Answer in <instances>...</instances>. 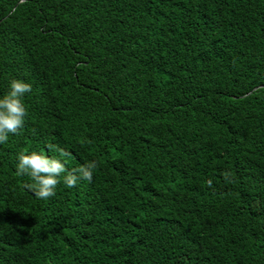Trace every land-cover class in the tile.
<instances>
[{"label": "trees", "instance_id": "trees-1", "mask_svg": "<svg viewBox=\"0 0 264 264\" xmlns=\"http://www.w3.org/2000/svg\"><path fill=\"white\" fill-rule=\"evenodd\" d=\"M13 79L0 264H264V0H0ZM33 151L66 168L48 199Z\"/></svg>", "mask_w": 264, "mask_h": 264}, {"label": "clouds", "instance_id": "clouds-1", "mask_svg": "<svg viewBox=\"0 0 264 264\" xmlns=\"http://www.w3.org/2000/svg\"><path fill=\"white\" fill-rule=\"evenodd\" d=\"M10 90L3 97H0V144H4L9 139V134L18 135L24 126V118L27 110L23 103V96L32 91L30 83L13 79L10 82ZM50 149L54 146L49 145ZM61 156L66 155L63 149H56ZM16 165V175H27L33 183H25L24 187L32 191L38 199H48L55 196L57 185L61 182V174L66 172L65 165L58 159H50L45 155L33 151L30 154L21 152ZM97 163L92 161L85 166H81L73 172H68L63 177V182L67 187H75L79 179L91 182L93 170ZM74 173H79L76 175ZM211 186V181H208Z\"/></svg>", "mask_w": 264, "mask_h": 264}]
</instances>
